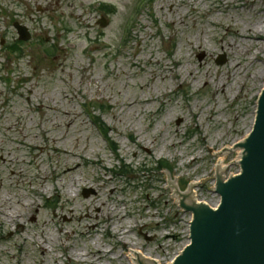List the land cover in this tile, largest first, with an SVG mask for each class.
Here are the masks:
<instances>
[{"label":"rangeland","instance_id":"rangeland-1","mask_svg":"<svg viewBox=\"0 0 264 264\" xmlns=\"http://www.w3.org/2000/svg\"><path fill=\"white\" fill-rule=\"evenodd\" d=\"M263 87L264 0L0 4V264H170L193 216L173 187L219 204Z\"/></svg>","mask_w":264,"mask_h":264},{"label":"water","instance_id":"water-1","mask_svg":"<svg viewBox=\"0 0 264 264\" xmlns=\"http://www.w3.org/2000/svg\"><path fill=\"white\" fill-rule=\"evenodd\" d=\"M99 25L104 28L107 23L100 21ZM14 27L19 40L29 39L24 27ZM224 62L222 58L220 65ZM238 144L239 174L227 181L223 171L215 174V193L220 197L217 208L180 197V208L190 212L193 221L190 245L173 264H264V88L252 130ZM94 194L92 190L82 192L84 198Z\"/></svg>","mask_w":264,"mask_h":264},{"label":"bare ground","instance_id":"bare-ground-1","mask_svg":"<svg viewBox=\"0 0 264 264\" xmlns=\"http://www.w3.org/2000/svg\"><path fill=\"white\" fill-rule=\"evenodd\" d=\"M238 146L239 144H235L233 145L231 148H229V150H238ZM224 158L225 155L220 156V158H218L217 164L215 165V173L216 174H222V171L224 169ZM238 161V159H237ZM194 184H190L188 190L185 193H180L178 192V190L174 187V197L177 199L178 202H180V197H182L184 199V201L186 200L187 202L189 201V198H192V200L196 203L197 198H196V194L194 192ZM115 232H116V228H115ZM98 252H96L95 255H97ZM84 256V254H83ZM81 255V253H74V257L76 259H81V257H83ZM94 257V255H93ZM130 261L131 264H160V261L157 258H152L150 257V255H145L142 254L140 251L132 249L130 250V253L128 254L127 257Z\"/></svg>","mask_w":264,"mask_h":264},{"label":"trees","instance_id":"trees-1","mask_svg":"<svg viewBox=\"0 0 264 264\" xmlns=\"http://www.w3.org/2000/svg\"><path fill=\"white\" fill-rule=\"evenodd\" d=\"M15 50L17 51L18 49L15 48ZM160 165H161L160 167L163 168V169H164L165 166L167 167L166 163L163 162V161L160 162ZM167 169H168V168H167Z\"/></svg>","mask_w":264,"mask_h":264},{"label":"flooded vegetation","instance_id":"flooded-vegetation-1","mask_svg":"<svg viewBox=\"0 0 264 264\" xmlns=\"http://www.w3.org/2000/svg\"><path fill=\"white\" fill-rule=\"evenodd\" d=\"M8 1H9V0H0V4H2V3L5 4L6 2L8 3ZM96 12H97V11H96ZM99 13H101V12H99ZM4 14H5V13H4ZM5 15H6V14H5Z\"/></svg>","mask_w":264,"mask_h":264}]
</instances>
